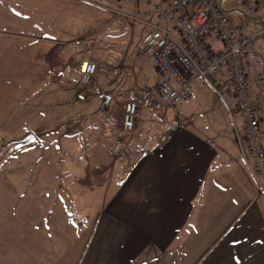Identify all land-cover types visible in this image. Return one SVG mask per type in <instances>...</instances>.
Here are the masks:
<instances>
[{"label": "crops", "instance_id": "0c3cea01", "mask_svg": "<svg viewBox=\"0 0 264 264\" xmlns=\"http://www.w3.org/2000/svg\"><path fill=\"white\" fill-rule=\"evenodd\" d=\"M242 1L224 0L222 7L236 26L248 22V34L260 32L264 4L253 18L242 14L248 11ZM158 5L166 7L162 0H123L112 8L104 0H0V264H264V169L256 173L243 150L246 121L232 91H222L227 110L220 118L207 112L204 127L191 121L185 105L209 80H195L185 103L166 114L141 110L132 133L123 128V114L114 126H87L101 150L94 158L69 160L57 151V137L44 139L59 123L84 116L74 106L66 115L53 109L70 105L69 85L80 83L85 53L99 64L88 93L108 98L107 108L114 97L125 103L132 89L158 84L161 75L142 40L135 66L117 61L126 51L114 28L133 19L143 23L142 37L155 25L174 31ZM97 50L116 62L101 61ZM249 58L257 102L264 36L254 40ZM99 72L110 75L109 85L128 81L120 93L107 87L96 93ZM216 77L224 82L228 71ZM28 134L33 142L7 147ZM72 161L83 174L68 170Z\"/></svg>", "mask_w": 264, "mask_h": 264}, {"label": "built area", "instance_id": "2783aa9c", "mask_svg": "<svg viewBox=\"0 0 264 264\" xmlns=\"http://www.w3.org/2000/svg\"><path fill=\"white\" fill-rule=\"evenodd\" d=\"M123 0H104L107 8ZM166 7L157 6L159 17L172 21L174 31L159 25L144 33L141 50L155 59L161 75L159 83L141 92L132 89L125 102L123 128L132 133L141 110L166 114L186 100L193 92V80L204 77L218 91H232L238 98V111L245 118L246 127L241 135V144L247 156L253 158L254 171L264 169V87L262 78L255 74L259 87V101H254L249 77L255 70L249 58L253 42L264 36V27L252 35L246 32L249 24L243 20L238 26L222 7L224 0H162ZM247 12L242 14L255 17L264 0L253 5L243 0ZM248 14V15H247ZM124 16L122 21H127ZM210 38L218 41L222 49L214 50ZM84 47L85 40H77ZM228 71V78L221 82L216 75ZM80 84L90 86L98 71L97 62L85 58L78 67ZM85 98L84 93L79 94ZM119 146V144H118Z\"/></svg>", "mask_w": 264, "mask_h": 264}, {"label": "rangeland", "instance_id": "374dc122", "mask_svg": "<svg viewBox=\"0 0 264 264\" xmlns=\"http://www.w3.org/2000/svg\"><path fill=\"white\" fill-rule=\"evenodd\" d=\"M120 22H117L114 28L118 35L117 37H120L119 39L122 41L119 42V44L123 47V50H125L126 52L124 57L122 59L120 58L121 60L117 61H120L121 63L124 62L128 67L135 66L136 52L138 50L140 40H142L143 23L133 19H130L128 23ZM128 48H130V53L128 54V59L125 61ZM96 53L98 55L97 57H99V59L101 58V61L103 62H106L108 64L116 62V60L113 59V57L109 53L102 52L101 50H97ZM84 55V59H92L97 62V65H99L95 54L92 55L91 53H85ZM123 72L127 74L129 70L126 69ZM99 74V83L94 86V90L96 91V93L101 91V87H107L106 89L112 91L114 94H117L118 92L120 93L119 90L122 89L123 85L126 83V81H128L123 80V78H121L115 83L109 85L108 83L112 81L108 80L110 78V75L103 72H99ZM195 80L207 79L204 77H196L193 81V85L196 83ZM210 85L212 86V84ZM210 85H205L206 88L200 87L198 93L195 94L193 100L190 101L187 105H185L186 111L190 112L191 121L203 127L206 126V113L213 112L216 115L215 118H220L221 116L218 112L224 109V106L227 110L226 104H228L229 100V98L227 97L228 93L218 91ZM80 86L81 85L77 80H71V84L69 85L70 92L67 96L70 105L68 107H65V109H53V114L62 113V115H66L65 112L74 106L83 113V118H81V120L78 118L79 120L72 122V124L69 125L59 123V125L55 127L56 132H52L44 136V139L48 142H53L54 138L57 137V151L62 150V154H66L69 160H73L77 157H79L80 160L85 159L86 156H90L93 158L96 157L101 152V150L96 151V143L94 141V136L96 132H90L87 126L93 127L95 129L98 127H108L109 125L114 126L116 122H119V119H121V116L124 113V101H120L118 100L120 98L114 97L110 104V107L107 108L109 105L108 98L102 96H95L94 98H90V95L88 93L89 91L87 89L89 86H81V92L87 96L86 98H82L80 96V98H76L77 91ZM185 101H182L181 103H185ZM60 141L62 142L63 148L59 144ZM63 150L66 153H64ZM94 153L95 155H93ZM74 165L75 164H73V161L69 163L68 170L72 169V171L70 172L83 174L81 166L78 165V167H75Z\"/></svg>", "mask_w": 264, "mask_h": 264}, {"label": "water", "instance_id": "95a60500", "mask_svg": "<svg viewBox=\"0 0 264 264\" xmlns=\"http://www.w3.org/2000/svg\"><path fill=\"white\" fill-rule=\"evenodd\" d=\"M36 136L34 134H28L24 138L19 139V140H14L10 142L7 147L9 149H14V148H20L23 147L35 140Z\"/></svg>", "mask_w": 264, "mask_h": 264}, {"label": "trees", "instance_id": "16d2710c", "mask_svg": "<svg viewBox=\"0 0 264 264\" xmlns=\"http://www.w3.org/2000/svg\"><path fill=\"white\" fill-rule=\"evenodd\" d=\"M84 47H86V46H84Z\"/></svg>", "mask_w": 264, "mask_h": 264}]
</instances>
